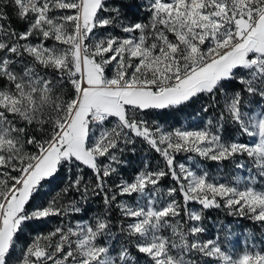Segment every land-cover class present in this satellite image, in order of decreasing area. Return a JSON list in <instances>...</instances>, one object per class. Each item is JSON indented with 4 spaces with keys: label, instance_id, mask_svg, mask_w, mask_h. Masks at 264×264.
I'll list each match as a JSON object with an SVG mask.
<instances>
[{
    "label": "snow or ice",
    "instance_id": "6c2138e0",
    "mask_svg": "<svg viewBox=\"0 0 264 264\" xmlns=\"http://www.w3.org/2000/svg\"><path fill=\"white\" fill-rule=\"evenodd\" d=\"M0 264H264V0H0Z\"/></svg>",
    "mask_w": 264,
    "mask_h": 264
},
{
    "label": "trees",
    "instance_id": "16d2710c",
    "mask_svg": "<svg viewBox=\"0 0 264 264\" xmlns=\"http://www.w3.org/2000/svg\"><path fill=\"white\" fill-rule=\"evenodd\" d=\"M198 110V105H191L188 106L180 111H168V110H161L159 112H151L150 114V119H156L160 121L163 124H166L168 126H171L173 128L175 127H197L200 126V120L196 116V111ZM238 139H241L242 142H249L250 138L247 136L244 137H237ZM129 159V165L128 167L124 170V175L126 177H130L131 174L138 169L139 167L142 166V159L143 154L138 150L137 154L131 157H127ZM148 158L151 159L153 166L157 163V161L160 160L159 156L156 155L155 153H149ZM180 161L184 160V154L180 155L178 157ZM212 166H216L215 163L213 162H208L207 167L212 168ZM67 180V175L64 172H61L60 176L57 177L55 181L52 182V184L45 185V188L48 189L51 187L53 191L58 190L60 187L63 186V183ZM168 182L165 181V184ZM51 194V193H50ZM47 198V197H46ZM62 203L67 204L68 200L65 199L62 201ZM101 202L97 198L92 199V204L91 208L89 209V212L87 214H83L84 218L86 219L89 215H91L92 211H98L99 209L97 208V205H99ZM82 214H75L70 217L73 221L79 220L81 218ZM113 215H118V213H113ZM207 216L210 217L211 219L205 221V226L208 228V232L205 238H211L214 232L216 231L215 224L217 221L224 222L225 224H231L232 225V240L235 242L237 245L236 251H239L240 248L243 246V241L245 238V229H250L255 232V240L253 243L256 245L261 244V236H260V229L251 224L248 220L233 217V216H228L227 213L221 209V210H213L207 213ZM60 221V218H53L51 220H48L45 223L42 224H36L29 226L28 229L26 230L24 236L31 237L35 235L37 232H47L49 231L52 227L56 226ZM224 233L221 232V236H223Z\"/></svg>",
    "mask_w": 264,
    "mask_h": 264
},
{
    "label": "rangeland",
    "instance_id": "374dc122",
    "mask_svg": "<svg viewBox=\"0 0 264 264\" xmlns=\"http://www.w3.org/2000/svg\"><path fill=\"white\" fill-rule=\"evenodd\" d=\"M149 118H150V114H149ZM208 170L211 172V174L217 178H221V177H227L228 179H231L234 176H243L246 173L242 170H236L234 168H232L230 165L225 164L224 165V170L221 171L220 169H218L217 165L216 166H212V168H208ZM31 237H26V236H22L21 237V243L17 245V251H19V249L23 246V244L27 243L28 240Z\"/></svg>",
    "mask_w": 264,
    "mask_h": 264
}]
</instances>
